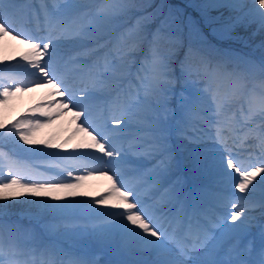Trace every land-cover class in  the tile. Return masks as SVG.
Wrapping results in <instances>:
<instances>
[{"label":"snow or ice","instance_id":"snow-or-ice-1","mask_svg":"<svg viewBox=\"0 0 264 264\" xmlns=\"http://www.w3.org/2000/svg\"><path fill=\"white\" fill-rule=\"evenodd\" d=\"M38 2L0 0V41L27 45L19 59L0 60V107L29 84L57 97L0 119V264H102L92 246L119 257L104 264H264V60L209 43L191 16L156 10L129 24L133 9L151 6L137 0ZM191 6L220 38L247 23L264 31V0ZM66 111L86 137L50 152L68 141L36 134ZM142 157L156 159L151 170L137 166ZM97 173L106 192L79 191ZM205 177L219 189L209 206ZM16 205L28 225L11 219Z\"/></svg>","mask_w":264,"mask_h":264},{"label":"rangeland","instance_id":"rangeland-1","mask_svg":"<svg viewBox=\"0 0 264 264\" xmlns=\"http://www.w3.org/2000/svg\"><path fill=\"white\" fill-rule=\"evenodd\" d=\"M194 0H137L138 4H145L148 3L151 6L147 8H142V9H133L132 14H131V19L128 21V23H131V21H135V19L138 16L145 15L147 13H152L156 10H159L160 13L163 15H167L169 11H171L174 15H178L181 20L186 19L187 17L191 16L194 19L201 20L202 23V18L200 17L199 11L195 8H193L191 5L193 4ZM247 7H251L252 0H245ZM246 10V9H245ZM224 12L225 17L229 15L228 10L223 9L221 10ZM211 15L216 16L219 15L217 11H212ZM163 16L158 15L156 18H154L151 22L148 23L147 25V32H152L153 28H155L160 24L161 19ZM206 25H204L205 27ZM206 30H210L208 26H206ZM258 24L257 23H247V24H241L238 25L232 32L231 38L229 39H223L220 38L216 35L215 38L217 41H219L223 45H228L234 48L236 55L238 56H244L246 59L251 60L255 62L256 64H259L262 60H264V31H258ZM211 31V30H210ZM256 32L255 35L253 33ZM207 32L202 31V38L204 36L207 37ZM8 39H11L8 37ZM7 38H5V41H0V60H2L3 56H12L13 52L16 51V48L13 46H8L7 44ZM3 42V43H1ZM236 47V49H235ZM27 49V45L24 46L16 55L15 57L17 59L20 58L21 53H23ZM238 52H237V51ZM184 49H180L178 55L180 57H183ZM139 57V56H138ZM261 59L258 60V59ZM47 59V57H45ZM196 59V58H195ZM5 64L9 62H4ZM11 63H15V61H12ZM0 67H3L2 64H0ZM19 75L24 76L26 75L23 72V69L20 70ZM28 79H31V76H27ZM29 88H35V86L29 84ZM50 89L47 87L43 89L36 98L30 100V102H24L22 100V97L24 96L25 93L28 91H24L22 93L17 94L16 96L12 97L8 105L6 107H0V119H3L4 122L7 124L9 121H14L18 118H21L25 115H32V113H29V108L34 107L37 104H42L46 106V101L50 99H57L56 96L50 95ZM30 93V92H29ZM78 109H74L76 111ZM65 116V117H63ZM62 121V126L61 128L58 127V125L54 121L49 124L47 127H44L40 130H38L36 134V139L38 140H52L55 143H63L65 140L68 141V146H69V138L65 137L64 135V130H66L65 124H68L69 127H72L74 121L72 120V113L65 115V113L57 117ZM43 119V118H41ZM67 122V123H65ZM79 123V121H77ZM17 139H19L17 137ZM20 144H23L22 141H20ZM25 148H40L44 147L43 145H23ZM12 148V145H7L3 147L4 152H8ZM50 152L54 151H71V146H69L67 149L63 150H58V149H48ZM145 158H138V162H141ZM58 160L57 157H37L36 162L38 163H55ZM5 175L8 174V169L5 168L4 170ZM84 173L82 172H75L74 175H83ZM112 173H109L111 175ZM100 174H95L91 177H87L84 181H82V187L79 189L81 192H91L93 189V183L95 182V177L99 176ZM102 176V175H100ZM104 179L101 180L102 183H107L109 184L110 182L106 179V177H103ZM105 191L98 192V193H105ZM98 193H93L91 196H97ZM61 195L63 193H60ZM256 196H258V200L260 198V193L259 191L256 193ZM90 197H76L78 200H84V199H89ZM21 200L24 199V197L20 198ZM256 200V201H258ZM53 203H62V201H53ZM101 207V206H97ZM13 213H15L11 219L12 220H20L21 223H24L25 225L29 224L28 219L25 217L21 219L19 217V213L22 211V206L21 205H16L12 209ZM28 222V223H27ZM95 246H92L94 248Z\"/></svg>","mask_w":264,"mask_h":264},{"label":"bare ground","instance_id":"bare-ground-1","mask_svg":"<svg viewBox=\"0 0 264 264\" xmlns=\"http://www.w3.org/2000/svg\"><path fill=\"white\" fill-rule=\"evenodd\" d=\"M6 42H7L8 46H13L14 48H16V51L13 52L12 57H15V55L25 46V45L21 44L19 42V40L8 39ZM1 43H3V42H1ZM45 88H47V87L46 86H40V87L33 88L34 90L28 91L27 93L24 94V96L22 97V100L24 102H30V100L36 98V96H38L40 94V92ZM66 113L69 115L72 112L66 111L65 115H66ZM63 117H65V116H63ZM62 121L64 122V120H62V119L60 120L59 118H56L54 122L58 125V127L61 128V126L63 125ZM65 123H67V122H65ZM77 124H78L77 121H74L72 127H69L68 124H65L66 130H64V135L67 138H71V139H69V146H71L72 144H76V143L81 142V140L86 137L85 133H80V132L75 131ZM103 177L104 176L99 175V176H96L94 178L95 182L93 183V189L91 190V192H88V193H90V195H92L93 193L105 191L110 187V183L107 184V183L101 182V180L104 179ZM257 199L258 198L255 196L254 200H257ZM259 213H260V210L257 208L253 214L256 216H259Z\"/></svg>","mask_w":264,"mask_h":264}]
</instances>
